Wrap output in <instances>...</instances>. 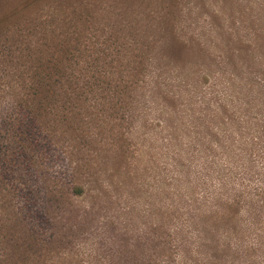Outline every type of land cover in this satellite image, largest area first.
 <instances>
[{"label": "trees", "instance_id": "16d2710c", "mask_svg": "<svg viewBox=\"0 0 264 264\" xmlns=\"http://www.w3.org/2000/svg\"><path fill=\"white\" fill-rule=\"evenodd\" d=\"M101 7L114 18L100 16ZM124 18L105 0H0V264H264V66L155 67L187 59L184 41L158 52ZM213 79L241 115L212 119L238 128L174 129L152 222L136 214V227L110 221L109 241L74 244L66 221L79 212L76 199L94 198L95 213L105 165L114 178L134 170L130 133L141 109L161 98L163 111L176 94L162 87L175 80L194 88ZM221 102V112L230 107ZM183 135L197 144L187 162ZM55 163L66 172H54ZM80 244L91 246L87 257Z\"/></svg>", "mask_w": 264, "mask_h": 264}, {"label": "rangeland", "instance_id": "374dc122", "mask_svg": "<svg viewBox=\"0 0 264 264\" xmlns=\"http://www.w3.org/2000/svg\"><path fill=\"white\" fill-rule=\"evenodd\" d=\"M111 5H118L124 14V19L136 21L137 34L140 40L143 36L154 39L153 47L156 51L164 53L179 48L176 40L182 39L188 57L183 60H162L152 62L155 67H171L185 65L186 67L206 66L216 70L246 69L247 67L264 66V0H105ZM53 1V6H58ZM100 4V1L98 2ZM121 6V7H120ZM59 9L53 12L60 14ZM105 7L98 9L100 16L107 20L114 18L112 12ZM66 10V13H69ZM139 21V22H138ZM167 38L158 41L161 37ZM151 46V45H150ZM150 48V47H149ZM190 55V56H189ZM195 82V81H194ZM220 82H223L220 79ZM217 79L210 80L203 86L192 88L187 84L175 80L171 86H164L162 90L171 89L176 94L168 102L164 110H160L163 100L157 98L152 104L153 109H141V116L135 121L130 136L134 147L137 148L136 165L132 174L110 177L109 164L105 165L106 174L102 177L103 189L99 192L101 198L97 201L96 212H92L95 199L91 196L79 197L75 201L74 210L77 214L73 219L66 221L75 230L76 236L72 238L75 243L90 241L103 242L105 223L112 221L116 226L126 221L133 226H138L141 221L152 222V213L156 204L155 183L161 175L164 185L168 183L171 174L172 143L168 140L170 133L176 129L181 134L194 132H216L222 129H236L237 124H222L213 120L215 115H225L238 118L241 114L232 106L234 97H224L227 90L221 85L217 87ZM198 84V82H195ZM169 87V89H167ZM222 91V92H221ZM229 93L233 89L228 90ZM228 100L229 106L221 112L219 103ZM171 117L168 124H161L160 120ZM168 129V130H167ZM195 140V138H194ZM183 135L180 145L184 150L187 162L188 156L196 142ZM103 152V149L100 150ZM135 155V153H134ZM60 162V161H59ZM56 165V166H55ZM53 171L57 169L66 172L67 168L61 163H55ZM167 188V186H165ZM169 195L162 196L165 206L169 204ZM133 210V211H132ZM130 212V213H129ZM131 214H133L131 216ZM128 218V219H127ZM65 229L61 233H65ZM81 252L87 257L88 249L78 245Z\"/></svg>", "mask_w": 264, "mask_h": 264}]
</instances>
